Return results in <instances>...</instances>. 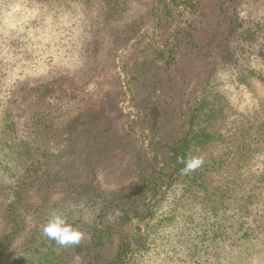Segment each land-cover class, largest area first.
<instances>
[{"label":"rangeland","instance_id":"1","mask_svg":"<svg viewBox=\"0 0 264 264\" xmlns=\"http://www.w3.org/2000/svg\"><path fill=\"white\" fill-rule=\"evenodd\" d=\"M155 4L0 0V132L15 136L0 161V238L11 229L15 180L35 169L37 178L22 190L20 230L0 264L51 255L61 264H264V0H200L189 18L201 47H184L172 66L153 54L152 38L167 27L154 29ZM187 131L204 141L189 150L203 158L197 174L181 175L154 217L135 215L154 156L161 167ZM110 202L129 212L115 206L100 218ZM227 204L241 210V233H249L235 247L224 233L217 249L215 221L227 231L232 221L241 226ZM211 206L228 221L205 217ZM53 211L83 232L79 244L48 248L41 228ZM100 219L112 235L95 245ZM130 237L128 256L116 257Z\"/></svg>","mask_w":264,"mask_h":264},{"label":"trees","instance_id":"2","mask_svg":"<svg viewBox=\"0 0 264 264\" xmlns=\"http://www.w3.org/2000/svg\"><path fill=\"white\" fill-rule=\"evenodd\" d=\"M110 6L111 8H114L116 3H118V0H109ZM109 8V9H111ZM200 9V0H156V4H155V21L156 23L154 24V29L156 30L157 28L163 27L165 24H167L166 27V33L162 36H158L155 35L152 40L151 43L153 44V54L156 55L155 57L157 59H161L167 66H172L173 64L176 63L178 57L181 55V50L184 47H189L192 46L193 48H198L200 49V43L198 40H195V28H194V21L191 20L189 17L196 13L198 10ZM185 49V48H184ZM134 79V78H133ZM156 108V106H154ZM153 107V108H154ZM7 121L10 120V117L7 113V116L5 118ZM11 122V121H9ZM13 124V123H12ZM10 130L13 128V126L10 125V123H8ZM8 127V126H7ZM6 127V129H7ZM12 127V128H11ZM188 133V131H187ZM0 134H2L0 136V161L3 160L4 157L1 156H6L9 153H7L8 149L12 148V145L14 146V139L15 136L9 134L8 130L4 132H0ZM190 133L186 134L182 140H180L177 143H173L170 144V152L168 154L167 159L165 160V164H162L161 167L159 166V162H160V158L159 156L156 154L154 157L156 159V163L154 165V175L152 178V183L149 184V187L146 188H142L141 191H143L144 193H147V195L144 197V201L142 204V213H138V207L137 206H133L134 210H135V215H141V217H154L155 216V211H157V204L158 202L161 200V197H163L174 185V183L178 180V178L183 175L181 173V169L184 167V164L182 161L187 160L190 156L189 150L192 147H196L197 145H201L200 143H203L204 141H201L200 143L198 142H192V139L189 137ZM27 153H30L29 150L27 151ZM36 161V160H35ZM35 161H30L27 166H26V170L30 171L32 170L33 165L35 164ZM0 168L4 171V168L2 166H0ZM5 172L8 174L7 170L9 169L7 166L5 167ZM36 171V169H35ZM34 171V173H35ZM196 174H197V169L195 170ZM34 173L32 176H30V180L26 178H23L24 176H21V178L17 179V181L15 180V183L12 186V200L9 202L8 207H7V219L11 225V229L9 232L5 233L4 235L1 236L0 238V252H2L7 244L9 243V240L11 238H14L15 235L19 232L20 230V222L19 219L16 215L15 209L17 208L16 205L17 203H19L22 199V190L28 185L32 184L33 181H35L37 178L34 177ZM200 175L202 174V180L201 183L205 182L204 178L207 176V171H205L204 173L202 171L199 172ZM185 175V174H184ZM188 176H190V173L187 174ZM8 176H10L8 174ZM186 176V175H185ZM13 177H18L16 174H11L10 178ZM197 178L195 177L194 180H196ZM49 181L48 178L47 180L41 181L43 183V185L41 186V188H44L46 182ZM185 181V180H184ZM194 183V182H193ZM173 190V189H172ZM170 190V191H172ZM163 191V192H162ZM169 191V192H170ZM168 192V193H169ZM161 193L160 198H158L156 200L155 197L158 196V194ZM167 193V194H168ZM166 194V195H167ZM149 195V199L147 200V197ZM152 196V197H151ZM150 197L155 199V202L152 204L150 202ZM121 207V210L125 211V213L129 212V208H126V205L121 206L120 204L116 203V202H110L107 203L105 205H103L102 208V213L100 214V218H102L104 216L105 213H107L111 207ZM230 207L231 213H232V217L231 219H233L235 216V211L238 212V222H240L241 226L238 225L235 227H231V224L233 223V221L229 224L230 226V230L227 231L228 229L225 227H221L219 224V220L215 221L214 223V233H215V247L218 249L220 248V241L221 238L220 235H223L224 233H229V235H232V246H237V242L235 237L238 236L239 238H237L238 240H240L241 238H243L244 236L248 235L249 232H242V221L241 218L243 217V215H240L239 212H241V210L239 208H231V206H229V204L226 205V208ZM213 211L215 212L213 214ZM220 210L214 209L213 206H211L209 208V212L212 214H205L203 212V214H205V217H211V216H217L218 217H222L224 219L225 222L228 221L229 216L227 213H222L220 215L219 214ZM242 213V212H241ZM145 219V218H143ZM100 223L103 226V220L100 219L96 225H94L95 229H99L101 234H99V239L102 238V240L98 243H96L95 245H102L104 242L103 238L104 237H109L112 235V233L110 232L109 234H107V236H105L103 233H105L107 230H109V223L107 222L103 227L99 228ZM249 228H252V225L249 224ZM110 231V230H109ZM48 243H49V247L50 250H53L55 246L57 247H61L62 249H65L64 246H60L59 244L56 243V241L54 240H50L48 238H46ZM108 239V238H107ZM107 239H105V241H107ZM134 240L133 237L127 238V239H123L120 241L119 244V250H118V254L116 255V257L119 258H123V257H127L128 256V252H127V248H131L132 245V241ZM102 243V244H100ZM217 244V245H216ZM46 244L43 242L41 244V247H45ZM69 247V246H67ZM43 251V250H42ZM215 254L214 255V260L217 259L218 257V253L216 252L215 249ZM192 257H197L199 258V256H197L196 254L191 255ZM48 259V258H47ZM61 256L60 255H56L50 256L48 262H43V264H61ZM197 261V260H196ZM38 262V261H37ZM14 264H25L24 262H16ZM29 264H33V261H31ZM38 264H42V262H39Z\"/></svg>","mask_w":264,"mask_h":264},{"label":"clouds","instance_id":"3","mask_svg":"<svg viewBox=\"0 0 264 264\" xmlns=\"http://www.w3.org/2000/svg\"><path fill=\"white\" fill-rule=\"evenodd\" d=\"M182 162L184 167L181 173L188 174L198 169L204 161L200 156H191ZM41 231L45 237L64 247L79 244L84 235L78 227L69 222L65 214L59 211H53L50 214L47 222L42 225Z\"/></svg>","mask_w":264,"mask_h":264}]
</instances>
